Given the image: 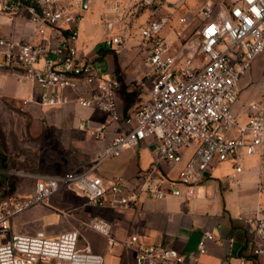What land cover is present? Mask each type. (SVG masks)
I'll list each match as a JSON object with an SVG mask.
<instances>
[{
	"label": "built area",
	"instance_id": "built-area-1",
	"mask_svg": "<svg viewBox=\"0 0 264 264\" xmlns=\"http://www.w3.org/2000/svg\"><path fill=\"white\" fill-rule=\"evenodd\" d=\"M83 2L0 0V19H7L10 26L24 24L21 36H0V66L17 71L19 82L41 87L38 104L42 107L65 105L73 100L68 94L72 92L81 108L102 113L101 123L93 125L90 119L80 123V130L92 139L101 140L109 126H120L88 167L64 175L28 173L34 187L25 197L9 194L5 188L0 199V264H104L102 255L79 247L78 229L53 237L13 231L17 217L36 206L48 207L62 190L98 208L137 210L143 198L196 199L213 165L233 161L239 174L238 162L244 156L259 159L264 178V74L260 98L248 104L246 120L234 112L240 80L264 55V0H236L228 7L206 3L185 11L168 5L164 12H159L164 6H156L158 0H142L146 7L156 6L140 30L139 45L154 81L149 101L124 121L116 100L118 81L100 74L76 46ZM121 9L115 1L110 11L118 16ZM105 44L116 54L125 48L120 36L109 37ZM187 49H194V54H180ZM150 137H155L157 149L146 171L131 181L119 178L109 183L97 174L103 162ZM192 148L184 161V152ZM181 163L176 178L161 170L162 165L174 170ZM245 222L257 238L252 255L264 256V213L258 210ZM82 227L101 233L109 246L114 245L108 221L93 218ZM210 242L226 243L230 251L234 238L216 239L213 233H204L197 254H207ZM121 244L131 251L135 264H187L175 249L145 244L136 235ZM238 263L250 261L240 257Z\"/></svg>",
	"mask_w": 264,
	"mask_h": 264
},
{
	"label": "crops",
	"instance_id": "crops-1",
	"mask_svg": "<svg viewBox=\"0 0 264 264\" xmlns=\"http://www.w3.org/2000/svg\"><path fill=\"white\" fill-rule=\"evenodd\" d=\"M115 1L117 0H88L87 8L84 9L79 23L76 46L79 54L93 63L96 69L98 65L99 70H97L100 74L118 81L116 100L120 116L124 121L133 117L136 110L149 101L154 76L148 73L145 54L139 47L142 39L129 41L134 22L126 23L127 20H124L129 11L127 7H123L122 14L118 16L110 11ZM136 13H138L137 9L130 11L129 15L134 14L135 18ZM0 26V36L11 34L21 36L19 30L24 27V24L15 23L10 26L7 19L1 18ZM108 34L110 36L106 38ZM118 36L123 38L125 48L121 53L116 54L105 43L109 37ZM263 74L264 55L254 61L250 71L240 80L237 103L247 101L243 95L251 91H255V97L248 104L260 98V78ZM146 85H148V94L145 93ZM42 93L43 89L32 82H19L17 71L0 66V97L22 103L31 101L25 104L33 118L28 132L34 139L41 138L40 148L38 147L39 156L44 154L49 157L47 161L42 160L41 167L38 168L42 172L38 173L64 175L73 169L88 167L95 154L119 132L120 126L111 125L101 140L92 139L80 130V123L86 119H90L93 125L101 123L105 119L102 113L81 108L73 101L75 95L72 92L68 94L73 100L65 104V107L64 105L42 107L38 104ZM141 97H146V101L139 106ZM71 106H74L73 114L71 109L67 108ZM246 111L247 108L244 112ZM242 117H245L244 113ZM241 120L245 121L246 117ZM43 141L46 143L53 141V144L49 143L45 147ZM156 149L155 137L147 138L138 147L126 150L120 157L103 162L97 174L106 183L119 178L131 181L151 166ZM31 153L33 156L37 154L36 151ZM40 161H33L36 165L32 170H37ZM238 163L242 168L239 174L235 173L233 161L213 165L196 199L171 195H167L163 200L143 198L141 207L137 210L101 208L92 215L86 210L79 215V218L73 213L75 210L72 212L62 210L59 216L66 221L67 225L53 232L49 230L40 232L53 237L78 229L80 236L83 234L86 239L85 245L79 244V247H89L93 253L102 255L104 264H135L131 251L121 244L133 235L139 237L145 244L162 249H175L183 255L187 264H239L240 257L249 259L250 264H264V256L252 255L257 238L245 222L246 217L252 216L258 210L264 213V178L261 176L260 162L257 157L244 156ZM43 164L46 165L42 167ZM182 166L183 163L174 170H169L162 165L161 170L164 174L176 178ZM4 172L8 170L1 169V173L5 174ZM33 187L32 180V190L25 196L32 194ZM66 192L68 191L58 192L48 207L54 200L59 203ZM56 206L58 208V205ZM30 210L17 217L15 224L13 222L15 233L29 232L30 235L39 233V229H34L36 227L31 222ZM55 211L53 208L45 209L41 215L50 217L55 214ZM93 218H101L112 224L111 235L115 240L113 246H109L107 238L101 233L82 227ZM19 224H23L22 227H19ZM69 225L72 228L67 230ZM208 232L213 233L216 239L226 240L233 237L234 243L230 251L226 243L222 246L219 242H210L208 253L198 255L197 243L200 237Z\"/></svg>",
	"mask_w": 264,
	"mask_h": 264
},
{
	"label": "rangeland",
	"instance_id": "rangeland-1",
	"mask_svg": "<svg viewBox=\"0 0 264 264\" xmlns=\"http://www.w3.org/2000/svg\"><path fill=\"white\" fill-rule=\"evenodd\" d=\"M122 8L127 7V17H125L124 20L126 23H133L132 29L130 30V37L129 41H137L140 40V30L141 26H144L146 21L150 18V12L153 10L157 5L164 6L163 9H160L159 12H164L166 6L172 5L176 10L178 11H185V10H196L200 6L206 4V3H212L216 6H230L233 2L236 0H158V3L154 7H146L143 5L142 0H117ZM138 10V13H136L135 18L133 15H129L130 11L132 10ZM122 14V13H121ZM4 21V20H2ZM1 27V26H0ZM112 35V34H111ZM110 36L108 34L106 38ZM195 45V43H194ZM181 55L189 56L190 54H194V49H187L184 51H179ZM97 65V69H98ZM99 70V69H98ZM147 72V71H146ZM104 76V75H103ZM148 84V83H147ZM146 85L145 93L148 94ZM255 91L244 93L243 98L247 101H239L240 103H237V109L235 106L234 112L238 114V116L241 118L243 116V113H245V108H247L248 102L255 97L254 95ZM242 98V99H243ZM146 101V97H141L139 100V106L144 104ZM27 106L19 101H14L9 98H2L0 97V159L1 157L5 156L8 160V172H4L5 174L1 173L0 168V199L2 197V194L4 190L8 189L9 194H15L17 196H25L30 193L32 190V180L26 177L28 173H38L42 172L41 170H38L39 167H41L42 160H48V156L42 154L39 156L38 154V147L41 141L40 139H34L28 132L29 126L33 123V118L28 110L26 108ZM65 107V105H64ZM63 107V108H64ZM74 106L67 107L72 109ZM73 114V113H72ZM239 118V119H240ZM245 117H242L243 119ZM42 123V122H41ZM53 144V141H49L48 143L43 141V146L45 147L49 144ZM40 148V147H39ZM32 151H36L35 156L32 155ZM45 151V150H43ZM193 151L192 149L186 150L184 152V161L191 155ZM9 155V156H7ZM9 157V158H8ZM40 161V164L37 165V170L32 168L35 167L36 164H33V161ZM109 161V160H108ZM46 164H43L45 166ZM6 188V189H5ZM61 201L58 203L54 200L53 204L50 207H44L39 206L36 208H33L30 210L32 214L31 222L34 224V229H39L38 232L44 230L49 231H56L62 228V226L67 225L66 221L61 218L59 215H61L62 210H68L71 211L75 210L73 212L76 214L77 218H79L81 213L88 212V214L92 215L95 213L96 210H99L101 208H98L97 206H94L92 204L87 203V201L84 198H78L73 193H64L62 196ZM58 205V208L57 206ZM55 206V207H54ZM60 207V208H59ZM55 209V214L50 215V217H44L42 216L41 212L45 209ZM16 220H14L15 224ZM73 222V221H72ZM75 223V222H74ZM23 224H19V227H22ZM39 227V228H38ZM69 229L72 228V226H68ZM41 229V230H40ZM86 229V228H84ZM23 234H31L29 232ZM86 239L83 234L80 236L79 244L80 246L85 245Z\"/></svg>",
	"mask_w": 264,
	"mask_h": 264
},
{
	"label": "trees",
	"instance_id": "trees-1",
	"mask_svg": "<svg viewBox=\"0 0 264 264\" xmlns=\"http://www.w3.org/2000/svg\"><path fill=\"white\" fill-rule=\"evenodd\" d=\"M0 168L1 169H8V160L6 159L5 156L1 157L0 159Z\"/></svg>",
	"mask_w": 264,
	"mask_h": 264
},
{
	"label": "water",
	"instance_id": "water-1",
	"mask_svg": "<svg viewBox=\"0 0 264 264\" xmlns=\"http://www.w3.org/2000/svg\"><path fill=\"white\" fill-rule=\"evenodd\" d=\"M87 3H88V0H84V2H83L84 9L87 8Z\"/></svg>",
	"mask_w": 264,
	"mask_h": 264
}]
</instances>
